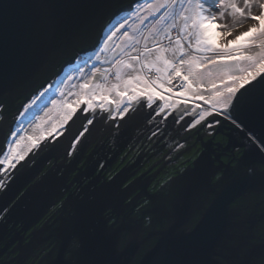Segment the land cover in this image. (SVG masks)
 Listing matches in <instances>:
<instances>
[{
  "label": "snow or ice",
  "instance_id": "snow-or-ice-1",
  "mask_svg": "<svg viewBox=\"0 0 264 264\" xmlns=\"http://www.w3.org/2000/svg\"><path fill=\"white\" fill-rule=\"evenodd\" d=\"M11 7L0 3V79L6 62L23 76L62 57L91 36L109 5L90 0L83 11L64 19L48 7L40 37L28 39L21 38ZM71 59L74 69L51 95L48 84L23 104L19 117H27L28 127L20 120L0 145V192L8 190L18 166L42 146L46 134L48 143H57L81 116L86 123L73 137L68 157L89 126L101 120L119 129L143 115L146 126H155L149 141L164 134L162 126L170 119L186 132L208 136L225 124L245 131L246 122L257 116L264 124V0H133ZM5 111L0 104V123H7ZM251 146L264 153V135L249 130L244 148ZM170 148L184 157L179 171L161 184V190L175 185L176 211L153 217L145 200L141 211L148 219L131 230L113 219L111 207L101 208L102 230L90 239L75 237V264H264V252L257 256L250 242L254 238L224 234V221L238 215V201L247 200L245 194L257 186L264 191V156L245 164L241 153L224 161L229 165L224 168L203 150L184 156L186 141ZM204 191L213 193L211 201L201 196ZM9 211L0 208V220ZM161 222L162 228L143 231ZM152 237L157 242L144 248Z\"/></svg>",
  "mask_w": 264,
  "mask_h": 264
},
{
  "label": "flooded vegetation",
  "instance_id": "flooded-vegetation-1",
  "mask_svg": "<svg viewBox=\"0 0 264 264\" xmlns=\"http://www.w3.org/2000/svg\"><path fill=\"white\" fill-rule=\"evenodd\" d=\"M71 67L74 69L75 65L64 63L63 71H59L55 79L42 86L29 99L48 84H52V89L55 90L60 78ZM0 104L6 110L4 115L11 117L9 122L13 125L9 132L15 130L14 116L17 117L22 109L10 111L8 103ZM85 123L82 116L76 118L75 123L70 122L71 127L57 143H48L46 136V140L40 143L42 146L29 153L25 161L21 162L22 166H18L15 176L24 168H39L38 175L24 190L48 174H53L60 193L53 197L52 203L40 215L36 213L37 216L28 220H20L6 214L0 220V264H45L50 259H56L63 240H67L68 250L74 249L79 242L75 237L83 235L79 234V230L84 234L89 232L90 237L102 230L104 217L100 213L101 208L111 207L113 219L121 227L141 229V219L144 222L148 219L141 211L145 200L151 202L150 206H145L149 209V215L156 217L160 215L157 206L161 202L156 200L162 199L168 192H173L174 188L171 186L161 190V184L169 175L174 176L179 171L184 157L177 158V154L171 152L170 146L174 147L176 142L186 141L189 151L184 156H188L204 150L205 144H211L212 155L219 158L214 163L223 166L227 165L224 161L232 156L240 157L243 149L234 144L246 141L237 134L230 142L227 135L235 128L227 124L216 128L213 135L208 136L203 131L199 135L194 131L186 132L181 126L173 125L171 119L166 127L162 126L164 134L149 141L150 129L155 126H146L141 115L137 122H129L119 129L114 128L111 122L105 123L102 120L89 126L90 131L81 138L73 156L68 157L71 141L83 130ZM168 156H172L171 162ZM99 189L114 191V194L104 193L94 199ZM260 198L264 199V195L258 199ZM255 200L253 197L252 203ZM62 202L63 207H60ZM88 203L98 208L93 209L97 215L92 217L84 214L83 207L88 208ZM67 223L68 226L65 227ZM150 228L158 229L159 223L145 227L143 231H149ZM150 242L154 243L153 238Z\"/></svg>",
  "mask_w": 264,
  "mask_h": 264
},
{
  "label": "water",
  "instance_id": "water-1",
  "mask_svg": "<svg viewBox=\"0 0 264 264\" xmlns=\"http://www.w3.org/2000/svg\"><path fill=\"white\" fill-rule=\"evenodd\" d=\"M89 2L90 0H0V3L13 5V7L9 9V12L22 39L40 37L42 31L46 27L47 22L45 16L48 7L53 9L57 18L64 19L83 11V6ZM132 2L133 0H106L109 7L98 20L91 36L81 41L75 48L69 49L62 57L57 55L50 65L41 62L33 66V68L24 73L23 76H19L17 74V69L6 62L3 78L0 79V103L5 102L9 105H13L17 100L29 99L38 89L46 85L50 80L55 79L58 68L64 64L65 61H69L70 64H73L74 60L71 58L74 57L81 48L87 49L101 32L105 30L109 21L114 18V14L121 13V10ZM22 106L23 104L19 102L15 107L22 109ZM14 117L16 118V115ZM6 118L7 123H0V145L3 144L10 127L13 125L9 122V118L11 117L7 116ZM246 123L247 128L245 131L233 129L232 133L227 135L230 142L238 135L242 140L246 139L245 142L234 144V146L238 145L243 149L242 153H245L247 157V159L244 160L245 164H247L249 160H259L261 156H264V153H259L258 150L255 149V146H251L247 151L244 148V144L247 142V132L250 130L257 136L264 135V124L261 123L258 116L250 119ZM212 153L211 144H205L202 154L211 158L213 156ZM223 167L227 168L229 165L223 164ZM38 169L37 166L30 170L25 168L22 169L11 181L8 190L0 194V208L8 207L13 203L7 215L8 217L28 220L31 217L37 216V214L40 215L45 210L46 206L52 203L53 197L60 193L59 189H57L59 185H57L55 179L53 180V174H48L42 180L35 182L24 190L29 182L38 175ZM171 187L175 188V185ZM45 189L46 192L44 191ZM104 193L114 194V191H101V189H99L98 192L95 193L96 196H94V199H98L99 196ZM245 195L248 197L247 200L242 198L238 201L240 204L235 210L238 215L233 216L230 220L224 221V234L231 236L240 232L246 234L248 237L254 238L250 242L254 245L255 254L259 256L264 252V245L260 243L261 240H264V199L258 198L264 195V191H260L257 186L256 190H250ZM201 196L211 201L213 193L211 191H204L201 193ZM253 197L256 198L254 203H252ZM156 201H161L157 206L160 215L168 209L176 211L172 192H168L162 199H157ZM170 201H173V203H170ZM241 202L244 203L242 204ZM86 207L88 208L83 207L85 209L84 214L86 213L92 217L97 215L96 210H93L98 209L97 207H93L90 203H88ZM187 211L188 209L185 207V215H187ZM87 212L90 213L88 214ZM79 215L81 216V214ZM166 220L171 222L172 216L169 215L166 217ZM192 221L195 222V217H192ZM237 221H239V227H237ZM230 225L231 227H229ZM67 226L68 223L65 227ZM81 226V223H79V227ZM162 226L163 222L159 223L158 229L162 228ZM81 231L79 230V234L83 235H79V237L85 239L91 238L88 236L89 232L84 234ZM152 238L154 240L153 244H155L157 238ZM150 240L151 239L148 241L149 243L147 242L143 245L144 248H148L152 245ZM170 240L171 237L169 236L161 243L163 245L169 243ZM66 242L67 240H63L62 247L59 246L60 252L57 258L50 259L45 264H75L76 258L72 255L74 249L68 250L67 248L69 245H67Z\"/></svg>",
  "mask_w": 264,
  "mask_h": 264
},
{
  "label": "rangeland",
  "instance_id": "rangeland-1",
  "mask_svg": "<svg viewBox=\"0 0 264 264\" xmlns=\"http://www.w3.org/2000/svg\"><path fill=\"white\" fill-rule=\"evenodd\" d=\"M113 19H114V18H113ZM108 25H109V24H108ZM72 70H73L72 67H71L69 70H67V71L65 72V74L60 78V81H61V80H64L65 77L67 76L66 74H67V73L69 74ZM54 91H55V90L52 89L51 92L48 93V95H51L52 92H54ZM36 94H38V93H36ZM36 94H35V95H36ZM29 100H30V99H29ZM29 100H28V101H29ZM28 101H27V102H28ZM42 101H43V98H42ZM42 101H38L37 103L40 104V105L42 106ZM27 102H26V103H27ZM21 111H23V106H22V110H21ZM17 117H19V114L17 115ZM17 117H16V118H17ZM20 120H23V121H24V126H25V127H28V124H27V117H19V120L15 119V121H16V123H15L16 126H15V127H16V128L19 126V122H20ZM16 128H15V129H16ZM46 136H47V134H46ZM41 142H42V141H41ZM41 142H39V143H41Z\"/></svg>",
  "mask_w": 264,
  "mask_h": 264
},
{
  "label": "trees",
  "instance_id": "trees-1",
  "mask_svg": "<svg viewBox=\"0 0 264 264\" xmlns=\"http://www.w3.org/2000/svg\"><path fill=\"white\" fill-rule=\"evenodd\" d=\"M62 65H63V64H62ZM62 65H61V66H62ZM61 66H60V67H61ZM60 67L58 68L57 73L60 71V69H61ZM50 81H51V80H50ZM38 90H39V89H38ZM36 92H37V91H36ZM28 100H29V99H27V100H26V99L17 100V102H16L15 104H13V105L11 104V105L9 106V110H10V111H13V110H17V111H18V108H16L15 106L18 105L19 102L22 103V104H25ZM10 113H12V112H10ZM9 115H11V114H9Z\"/></svg>",
  "mask_w": 264,
  "mask_h": 264
},
{
  "label": "bare ground",
  "instance_id": "bare-ground-1",
  "mask_svg": "<svg viewBox=\"0 0 264 264\" xmlns=\"http://www.w3.org/2000/svg\"><path fill=\"white\" fill-rule=\"evenodd\" d=\"M75 63H76V62L74 61V63H73V64H71V65H75Z\"/></svg>",
  "mask_w": 264,
  "mask_h": 264
}]
</instances>
